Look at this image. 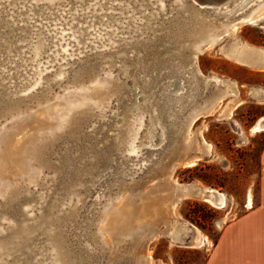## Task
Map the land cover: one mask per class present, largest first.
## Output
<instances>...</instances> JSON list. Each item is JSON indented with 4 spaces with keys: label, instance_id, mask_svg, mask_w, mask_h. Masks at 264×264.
Here are the masks:
<instances>
[{
    "label": "rangeland",
    "instance_id": "obj_1",
    "mask_svg": "<svg viewBox=\"0 0 264 264\" xmlns=\"http://www.w3.org/2000/svg\"><path fill=\"white\" fill-rule=\"evenodd\" d=\"M202 8L0 0V264H203L257 205L264 0L227 20ZM178 84L194 101L170 112Z\"/></svg>",
    "mask_w": 264,
    "mask_h": 264
},
{
    "label": "crops",
    "instance_id": "obj_2",
    "mask_svg": "<svg viewBox=\"0 0 264 264\" xmlns=\"http://www.w3.org/2000/svg\"><path fill=\"white\" fill-rule=\"evenodd\" d=\"M257 205L225 224L203 264H264V146Z\"/></svg>",
    "mask_w": 264,
    "mask_h": 264
},
{
    "label": "bare ground",
    "instance_id": "obj_3",
    "mask_svg": "<svg viewBox=\"0 0 264 264\" xmlns=\"http://www.w3.org/2000/svg\"><path fill=\"white\" fill-rule=\"evenodd\" d=\"M248 2H249V0H218V1L217 0H204L203 2L200 3V6H203L204 10L202 12H204L205 15L208 14L209 17L216 18V19L217 18L226 19L227 17H229V15L232 14V12L244 8ZM230 4H232V6H230ZM262 8H263V6H260L259 8L255 9L254 12L250 13V16H247L246 18L243 17L242 21L257 25V23H259L258 21L260 19H253V17L255 15H257V13L260 12ZM201 16H203V15H201ZM201 18H203V17H201ZM210 20H212V19H210ZM201 49H202L201 45H199V46L196 45V47H194V49L192 51V57L190 58L191 61H193L195 59V54L200 52ZM184 90L185 89L183 87V84L182 85L178 84V85H174L172 89H170V90L168 89V90L164 91V95H163L164 101L171 102L170 103L171 107L168 108L171 110L170 112H174V109H176V107L183 106V104H185L184 105L185 107H189L190 105L193 104V101H194L193 95H187L186 90L185 91ZM174 103H177V104H174ZM162 107H163L162 110L164 111V114H168V109L165 108L164 106H162ZM208 107H210V106L207 105V106L196 107L190 116L191 119H195L198 116L209 111ZM175 119L176 118H174V120ZM174 120H173V123H174ZM263 121H264V119L260 120L254 127L255 130H258V132L264 130V122ZM151 135H149V136L151 137ZM150 137H149V139H150ZM151 138H153V137H151ZM14 144H15L14 140L8 141L6 152L9 155L14 153ZM150 144H152V142ZM189 163H190V161H189ZM189 163H188V165H189ZM192 189H195V190L193 192L188 191V193H190L191 195H195L197 198L198 197L203 198L204 201H206V202H208L214 206L222 207L224 205L225 197L223 194H221L215 190H212V189H201L198 187L192 188ZM190 190H191V188H190ZM246 203H247V208H251V199L249 196L246 199ZM183 228L190 229L189 227H185V226H183ZM190 230L192 231V228ZM193 232H194V237H193V241L190 245L193 247L204 245L206 242L204 237H201V235L195 230H193Z\"/></svg>",
    "mask_w": 264,
    "mask_h": 264
},
{
    "label": "water",
    "instance_id": "obj_4",
    "mask_svg": "<svg viewBox=\"0 0 264 264\" xmlns=\"http://www.w3.org/2000/svg\"><path fill=\"white\" fill-rule=\"evenodd\" d=\"M194 2H196L198 5H200L201 2H203L204 0H193ZM218 1V0H217ZM203 7V6H202ZM202 11L204 10V8L201 9ZM53 264V262H52Z\"/></svg>",
    "mask_w": 264,
    "mask_h": 264
}]
</instances>
